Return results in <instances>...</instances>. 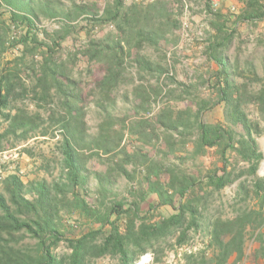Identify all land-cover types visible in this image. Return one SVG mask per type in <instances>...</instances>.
<instances>
[{"label": "rangeland", "instance_id": "1", "mask_svg": "<svg viewBox=\"0 0 264 264\" xmlns=\"http://www.w3.org/2000/svg\"><path fill=\"white\" fill-rule=\"evenodd\" d=\"M27 1L30 11L26 14L35 24L31 32L43 44H35V48L28 50L33 45L28 44L26 48L20 41L27 26L13 24L12 9L0 1V74L4 71L17 74L13 106L25 108L31 115L38 114L40 119L27 136L10 132L0 140V193L7 197L3 180L9 174L18 175L24 181V193L30 199L36 196L31 183L44 182L52 187L66 182L62 153L64 131L59 120L51 114L61 107L39 96L40 63L47 52L57 61H69L73 78L80 81L79 107L84 125L77 148L84 161L82 173L86 181L66 194L64 205L60 203L59 221L63 229H68L66 236L76 237L99 227L85 210L71 206L76 194L98 213L118 202L123 204V209L136 208L142 218L152 222L173 213L170 205L158 204V196L150 191L148 177L154 180L159 176L166 180L169 171L174 170L198 179L223 166L217 146H206L204 153L194 152L193 141L199 135L194 124L196 110L202 106L205 122L232 129L235 141L245 134L241 123L226 120L225 104L220 100L213 78L218 65L209 58L208 40L212 27L221 23L220 10L211 8L208 0H163L175 26L163 34L158 44L145 43L138 49L135 40L130 45L125 43L121 80L106 94L100 83L108 73L107 65L90 60L83 50L91 39H99L108 32L107 24L97 20L103 10L113 8L115 0ZM132 1L124 0V3L129 5ZM136 1L148 3L150 0ZM236 16L237 12H232L224 17L226 29L233 27ZM137 55L147 58L152 70H140L135 61ZM223 58L231 83L246 86L250 97L264 86V31H258L257 27L256 30L238 27ZM166 107L174 111H186L191 107L190 117L183 114V118L190 119L193 124L167 130L158 120ZM242 110L250 121L259 123V131L254 135L263 158L256 176L264 177V111L253 99L243 104ZM15 111L16 108L13 113ZM8 123L0 118V132L8 128ZM184 136L188 139L186 144L181 140ZM226 157L227 169L233 170V175L248 169L249 164L232 149ZM256 176L245 172L222 190L207 196L205 191L196 188V195L204 196L203 217L206 220L210 217L234 218L245 210L257 209L261 197L254 192ZM240 182L248 185V192L239 190ZM61 197L59 195L60 201ZM262 209L264 217V204ZM110 219L120 231H125L126 213L115 212ZM206 220H202L203 228ZM109 230V224L103 226V233ZM259 231L264 234V223L255 230L247 228L246 255L238 264L264 263V257L258 254L264 245L257 237ZM190 233L187 244L181 247L175 246L173 240L168 241L158 261L157 253L148 249L155 254L153 264H184L188 260L186 256L192 253L197 254L198 261L212 259L217 249L215 245L208 246L209 231L200 227ZM13 238L9 245L15 249L30 253L36 247L37 240L29 233H16ZM54 251L62 256L70 249L66 241H61ZM120 262L119 255L106 254L90 257L87 263Z\"/></svg>", "mask_w": 264, "mask_h": 264}, {"label": "trees", "instance_id": "2", "mask_svg": "<svg viewBox=\"0 0 264 264\" xmlns=\"http://www.w3.org/2000/svg\"><path fill=\"white\" fill-rule=\"evenodd\" d=\"M0 1L12 9L13 24L27 26L20 40L26 48H29L28 44L33 45L28 50L35 48V44H43L38 42L37 35L31 32L35 24L34 19L26 14L30 11L28 1ZM246 13L245 18L249 17L250 20L255 17H264V4L251 0ZM171 16L163 0H153L148 3L133 0L129 5H125L124 0H115L113 8L108 7L103 10L97 21L107 24L109 30L103 37L91 39L83 50V54L90 60L108 67V73L104 75L100 83L103 92L106 91L107 94L112 91L121 80V67L126 52L124 44L130 45L131 41L135 40L138 49L145 43L158 44L163 34L175 26ZM235 32L236 29L232 27L227 29L225 25L218 27L216 41L209 46L208 50L210 59L218 65L213 78L216 80L220 100L225 104L226 120H230L233 124L241 123L245 134L235 141L232 129L205 122L202 117V106L196 110L194 115V124L199 133L197 139L193 141L194 152L204 153L206 146H217L223 166L198 179L183 173H175L174 170L169 171L166 180L159 176L154 180L148 177L150 191L158 196V204L170 205L174 210L170 215L153 222L148 218H142L136 208L123 209L121 202L107 211L98 213L95 209H91L85 200L78 199L76 194V199L71 200V206L85 210L88 217H92L99 227L91 228L72 238L66 236L68 229L62 228L59 219L62 209L60 203L65 204L66 194L74 191L76 186H82L86 181V176L82 173L84 161L77 148L82 138L84 125L79 107L80 81L73 78L68 66L69 61H57L56 58L51 57V54L45 52L46 55L40 63L39 96L41 100H53L61 107L59 111L53 110L51 114L59 120L64 131L62 153L66 182L54 184L52 187L44 182L31 183L32 192L36 196L30 199L25 195L26 185L18 175L9 174L4 178L3 186L7 197L0 193V264H86L90 257L106 254L119 255L121 264H135V260L148 249L157 253L156 260L158 261L168 241L173 240L175 246L181 247L187 244L191 237L190 232L200 227L209 231L208 246L215 245L217 251L209 261H198L197 254H189L184 264H205L207 262L238 264L242 261L246 255L247 228L255 230L264 223L262 216L264 177L256 176L263 158V153L259 150L254 135L259 131V123L250 121L243 112L242 106L253 99L264 111V86L250 97L246 86L231 83L223 52ZM49 50L53 53V50ZM147 60L140 55L136 56L135 61L140 70H152ZM16 77L17 74L13 71H4L0 74V118L3 117L9 122L8 128L0 132V140L10 132H20L21 135L27 136L29 130H32L36 124V120L40 119L38 114L31 115L27 109L17 105L13 106ZM14 108H16L15 113H13ZM183 114L190 117L192 108L186 111H174L166 107L160 112L158 120L167 130L181 126L190 127L193 124L192 121L188 118L184 120ZM186 137L181 139L183 144L187 143ZM230 149L249 164L246 171L233 175V170L227 169L226 154ZM245 172L256 176L253 187L255 194L261 197L259 207L245 210L234 218L210 217L206 220L202 214L203 207H206L202 205L204 196H197L196 188L202 192L205 191L204 194L207 196L222 190L239 179ZM247 186L245 182H240L239 190L248 192ZM59 195L62 196L61 201L58 199ZM115 212L126 213L127 223L124 232L120 231L115 221L110 219ZM203 219L206 220L205 228L202 227ZM106 224L110 225V230L103 233V226ZM16 233H29L33 236L37 240L35 249L29 253L10 246V242L14 240L13 234ZM5 234L8 238L4 237ZM257 234V237L264 242V234L260 231ZM100 235L101 239H99ZM61 241H66L70 249L69 253L62 256L54 251ZM258 254L264 256V245L258 250Z\"/></svg>", "mask_w": 264, "mask_h": 264}, {"label": "crops", "instance_id": "3", "mask_svg": "<svg viewBox=\"0 0 264 264\" xmlns=\"http://www.w3.org/2000/svg\"><path fill=\"white\" fill-rule=\"evenodd\" d=\"M150 1H152V0H150ZM250 1L251 0H229V1H224L222 3V5L219 9L220 10L219 16L221 18V23L219 25H217V23H216L214 25L215 27L214 26L212 27V29H211L212 35H211L210 39L208 40L209 41L208 44L212 45V43H214L216 41V36L218 34V27L223 25V21L225 20L224 17H226V15L231 14L232 12H234V13L237 12V16L235 17L237 20L234 21V25L232 28L237 29L238 27L243 26V29L248 27L249 29L254 28L256 30V27H257L258 31H261V32L264 31V17H261V18L255 17L251 20L249 19V17L245 18V15H247L246 9L248 8ZM257 1L259 4H264V0H257ZM209 52L210 51L208 50V53ZM211 61H213V60H211ZM262 257H264V256H262ZM258 264H264V263L260 262Z\"/></svg>", "mask_w": 264, "mask_h": 264}, {"label": "built area", "instance_id": "4", "mask_svg": "<svg viewBox=\"0 0 264 264\" xmlns=\"http://www.w3.org/2000/svg\"><path fill=\"white\" fill-rule=\"evenodd\" d=\"M224 1H229V0H208L211 8H213L214 10L220 9V7ZM154 260H155L154 252L153 251H146L145 253H143L142 255L139 256L138 260L135 261V264H153Z\"/></svg>", "mask_w": 264, "mask_h": 264}]
</instances>
